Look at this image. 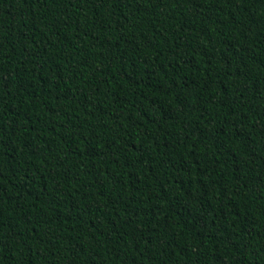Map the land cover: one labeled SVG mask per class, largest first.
Here are the masks:
<instances>
[{
    "label": "trees",
    "instance_id": "1",
    "mask_svg": "<svg viewBox=\"0 0 264 264\" xmlns=\"http://www.w3.org/2000/svg\"><path fill=\"white\" fill-rule=\"evenodd\" d=\"M0 264H264V0H0Z\"/></svg>",
    "mask_w": 264,
    "mask_h": 264
}]
</instances>
